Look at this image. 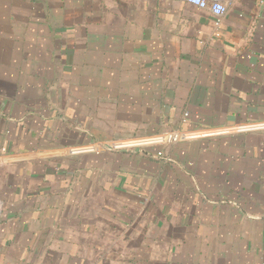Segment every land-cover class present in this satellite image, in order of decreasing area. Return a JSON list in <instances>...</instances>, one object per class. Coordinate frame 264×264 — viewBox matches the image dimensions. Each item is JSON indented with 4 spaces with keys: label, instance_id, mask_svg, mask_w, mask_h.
<instances>
[{
    "label": "crops",
    "instance_id": "obj_1",
    "mask_svg": "<svg viewBox=\"0 0 264 264\" xmlns=\"http://www.w3.org/2000/svg\"><path fill=\"white\" fill-rule=\"evenodd\" d=\"M225 1L0 0V264H264V0Z\"/></svg>",
    "mask_w": 264,
    "mask_h": 264
},
{
    "label": "built area",
    "instance_id": "obj_2",
    "mask_svg": "<svg viewBox=\"0 0 264 264\" xmlns=\"http://www.w3.org/2000/svg\"><path fill=\"white\" fill-rule=\"evenodd\" d=\"M186 3L196 6L201 10L209 11L216 19V23H219L222 16L227 11V3L225 0H184ZM255 128H264V123L257 126H241L239 130H249ZM189 134L179 130L169 132L167 134L154 136L150 141H157L155 143H172L179 141L181 139L187 138ZM159 140V141H158ZM142 142V141H141ZM137 144H130V146H135ZM140 145V144H138Z\"/></svg>",
    "mask_w": 264,
    "mask_h": 264
}]
</instances>
